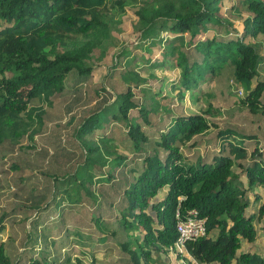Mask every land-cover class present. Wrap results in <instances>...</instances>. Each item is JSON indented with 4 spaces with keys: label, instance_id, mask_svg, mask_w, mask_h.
Returning <instances> with one entry per match:
<instances>
[{
    "label": "trees",
    "instance_id": "trees-1",
    "mask_svg": "<svg viewBox=\"0 0 264 264\" xmlns=\"http://www.w3.org/2000/svg\"><path fill=\"white\" fill-rule=\"evenodd\" d=\"M127 6L138 40L117 47ZM259 38L264 0H0V264H264L243 250L264 234ZM99 50L125 89L92 81ZM191 210L206 232L175 251Z\"/></svg>",
    "mask_w": 264,
    "mask_h": 264
},
{
    "label": "rangeland",
    "instance_id": "rangeland-1",
    "mask_svg": "<svg viewBox=\"0 0 264 264\" xmlns=\"http://www.w3.org/2000/svg\"><path fill=\"white\" fill-rule=\"evenodd\" d=\"M151 1V0H150ZM134 7H125V11L123 13L117 14L118 18H121L122 22L117 26L118 31L113 32V37L115 36V41H118L117 47H122L124 45H131L135 44L137 42V34L132 29V20L134 18L133 15ZM235 16V15H233ZM239 20L235 17L232 19L233 27L236 28L237 33L241 31V25L239 24ZM165 34V33H164ZM232 34H234L232 32ZM259 45L261 49L264 50V39L259 38ZM14 47V42L8 41L4 45V50L10 51ZM156 48V47H154ZM143 51V49H142ZM109 53H106L104 50L97 51L96 55L94 56L93 60L91 61V65L94 66V70L92 73V81H94L95 84H106L109 86V88H112L110 86H113L114 89L117 91L125 89V84L122 83L120 80V76L117 70L113 69V74L111 78H107L108 72L112 71L109 69L110 65L115 62L114 55L112 51H108ZM109 70V71H108ZM179 65L178 63L172 62L170 59L166 60L163 65L155 69V73L157 76H159L162 79L161 83V95L167 94L169 96H174L175 92H172L171 86L176 82V79L179 76ZM148 72L141 71L142 75H146ZM264 78V72H261V78ZM213 85V79L209 74L205 75L203 80L200 82V87H202V90L207 89V87ZM193 92V91H192ZM191 91H187L185 93V100L183 102L185 106V110H193V111H209L210 112V118L221 124L226 121V117L224 114H217L214 113L213 109L210 108V106L207 104L205 99L197 100V92L194 91L192 93ZM156 103L158 110H166L167 105L161 104V102ZM224 110V108H222ZM214 130V129H212ZM243 184L246 186L247 182L245 178H242ZM253 189H255L256 192H259L262 189L261 186H255ZM252 195H250V204L249 209L253 210L254 207L258 206L259 202L253 203L251 202ZM257 224L255 225V227ZM243 250H250V251H256L264 256V234L258 229L257 226V236L254 240V242H244L243 244ZM176 253H170L172 263L171 264H177V258ZM182 262V261H181Z\"/></svg>",
    "mask_w": 264,
    "mask_h": 264
},
{
    "label": "built area",
    "instance_id": "built-area-1",
    "mask_svg": "<svg viewBox=\"0 0 264 264\" xmlns=\"http://www.w3.org/2000/svg\"><path fill=\"white\" fill-rule=\"evenodd\" d=\"M179 218V213L176 215ZM206 219L200 218L195 210L189 212L184 219L177 222V230L179 233V243L185 240H195L198 236L205 233Z\"/></svg>",
    "mask_w": 264,
    "mask_h": 264
},
{
    "label": "clouds",
    "instance_id": "clouds-1",
    "mask_svg": "<svg viewBox=\"0 0 264 264\" xmlns=\"http://www.w3.org/2000/svg\"><path fill=\"white\" fill-rule=\"evenodd\" d=\"M192 211V210H191ZM198 215V214H197ZM198 217H199V215H198ZM200 218H203V217H200ZM206 219V218H205ZM205 227H206V224H205ZM205 232H206V228H205ZM205 234V233H204ZM203 234V235H204ZM203 235H200V236H203ZM199 237V236H198ZM185 241H187V240H185ZM183 243V242H182ZM182 243H179V236L177 237V240H176V242H175V245H174V247H173V249L175 250V251H180L183 247H184V245L182 244ZM172 250V249H171ZM172 253V252H171ZM174 253H176V252H174Z\"/></svg>",
    "mask_w": 264,
    "mask_h": 264
}]
</instances>
